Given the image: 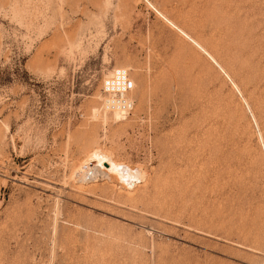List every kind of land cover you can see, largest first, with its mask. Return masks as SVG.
Returning a JSON list of instances; mask_svg holds the SVG:
<instances>
[{
	"label": "rangeland",
	"instance_id": "rangeland-1",
	"mask_svg": "<svg viewBox=\"0 0 264 264\" xmlns=\"http://www.w3.org/2000/svg\"><path fill=\"white\" fill-rule=\"evenodd\" d=\"M148 1L239 92L145 0H0V264H264V0Z\"/></svg>",
	"mask_w": 264,
	"mask_h": 264
},
{
	"label": "bare ground",
	"instance_id": "bare-ground-1",
	"mask_svg": "<svg viewBox=\"0 0 264 264\" xmlns=\"http://www.w3.org/2000/svg\"><path fill=\"white\" fill-rule=\"evenodd\" d=\"M145 1L148 4V6L155 13L158 14V16H160L161 18H163L167 22V24H169L171 27H173L175 30H177L179 32V34H181L184 38L189 40L200 51H202L211 60V62L216 67H218L220 69V71L229 79V77L226 75V73L222 69L223 67L221 68V66H219V64L214 60V58L211 57L196 41L192 40L186 33H184L182 30L177 28L173 23H171L169 20H167L148 0H145ZM117 70H125V69H117ZM229 81L232 83L233 87L238 91V88L236 87V85L230 79H229ZM134 85H135V83H134ZM134 91H135V88H134ZM101 102H102V97H101ZM101 110L104 112V114H108V113L114 114L113 117H114V120L116 122H119L123 118H125L120 113H118L116 111L115 112H109V111L104 110L102 108V105H101ZM97 112H98L97 110H95V109L93 110V116L95 117V119H96V116L98 115ZM259 139L262 143L261 135H259ZM90 161L91 162L93 161V163L95 162L97 164L95 168L91 169V167H89V164L91 163ZM94 170H95V172H94ZM74 171H75V174H77L80 178H83V179H85L89 173H91L92 175L94 174L96 179H97L96 175H98V174L101 175L102 177L106 178V179H109V180L115 179L116 181H118L122 185V187L126 188L127 190L133 189L138 184V182L143 179V174L141 171L135 170V169L131 168L130 166L126 167L112 153L105 151L103 149H99V148L92 150L90 152V154L88 155V157L82 163L77 165V167ZM74 171L72 172L73 174H74Z\"/></svg>",
	"mask_w": 264,
	"mask_h": 264
},
{
	"label": "built area",
	"instance_id": "built-area-1",
	"mask_svg": "<svg viewBox=\"0 0 264 264\" xmlns=\"http://www.w3.org/2000/svg\"><path fill=\"white\" fill-rule=\"evenodd\" d=\"M135 85L127 70H114L102 80L100 95L102 108L109 112H118L128 118L135 107L133 91Z\"/></svg>",
	"mask_w": 264,
	"mask_h": 264
}]
</instances>
